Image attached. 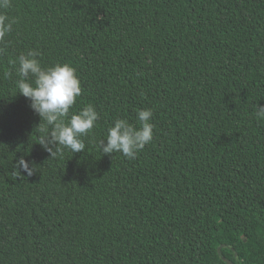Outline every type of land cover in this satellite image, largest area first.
<instances>
[{"label": "trees", "instance_id": "16d2710c", "mask_svg": "<svg viewBox=\"0 0 264 264\" xmlns=\"http://www.w3.org/2000/svg\"><path fill=\"white\" fill-rule=\"evenodd\" d=\"M0 39V264H264V0H11ZM76 69L77 153L18 93V57ZM29 76L28 80L33 81ZM153 140L103 154L117 119ZM23 158L32 175L17 166Z\"/></svg>", "mask_w": 264, "mask_h": 264}, {"label": "clouds", "instance_id": "9594fccd", "mask_svg": "<svg viewBox=\"0 0 264 264\" xmlns=\"http://www.w3.org/2000/svg\"><path fill=\"white\" fill-rule=\"evenodd\" d=\"M11 6V0H0V10ZM14 20L0 13V39L12 31ZM38 50L32 49L18 57V74L21 77L17 82L18 93L30 101V107L41 121L51 126L48 133L44 127L40 128L45 136L41 137L42 144L47 151L54 155L51 146H63L73 153L81 152L86 148L81 139L93 129L99 119V113L94 106L87 105L78 113H73L65 123L69 110L81 95L80 80L76 69L67 63H57L43 68L37 59ZM33 77L29 81L28 77ZM258 116H264V105L257 106ZM153 113L150 109H140L137 112L139 127L129 124L124 119H117L114 125L107 130L106 138L99 143L103 154L122 153L128 159H134L136 154L153 140V124L150 122ZM17 166L31 176L32 170L27 161L21 158Z\"/></svg>", "mask_w": 264, "mask_h": 264}]
</instances>
